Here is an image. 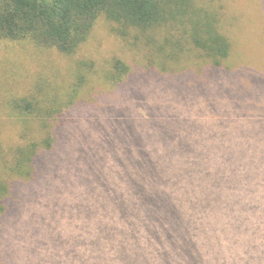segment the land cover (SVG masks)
<instances>
[{"label":"rangeland","instance_id":"obj_1","mask_svg":"<svg viewBox=\"0 0 264 264\" xmlns=\"http://www.w3.org/2000/svg\"><path fill=\"white\" fill-rule=\"evenodd\" d=\"M226 1L240 23L236 43L259 65L225 83L195 77L158 87L135 67L121 90L89 85L64 118L65 140L47 158L41 181L23 197L15 218L0 224L4 263L89 264L92 248L102 249L103 237L116 228L99 218L109 205L142 198L264 203V176L255 173L264 171V13L252 20L248 0ZM122 46L100 19L78 58L99 67L113 56L134 61ZM70 64L53 52L0 42V110L5 99L26 94L38 81L59 86ZM248 78L247 87L242 81ZM230 170L241 172V197L227 181Z\"/></svg>","mask_w":264,"mask_h":264},{"label":"trees","instance_id":"obj_2","mask_svg":"<svg viewBox=\"0 0 264 264\" xmlns=\"http://www.w3.org/2000/svg\"><path fill=\"white\" fill-rule=\"evenodd\" d=\"M247 3L252 20L264 13V0ZM100 19L111 25L123 45L120 51L134 61L113 56L99 67L78 58ZM239 30L226 0H0V42L53 52L71 63L59 86L38 81L26 94L3 102L0 224L15 218L23 197L41 181L47 158L65 140L63 120L89 85L103 82L121 90L135 67L167 88L195 77L206 84L210 79L225 83L244 71L249 75L258 59L242 53L235 40ZM259 56L262 60L264 52ZM242 84L252 82L248 78ZM263 172L255 171L260 178ZM240 173H225L239 191L235 197L243 189ZM109 206L99 218L116 228L103 237L102 249L92 248L89 264H264V203L142 198ZM2 240L0 231V246ZM0 264H6L1 255Z\"/></svg>","mask_w":264,"mask_h":264}]
</instances>
